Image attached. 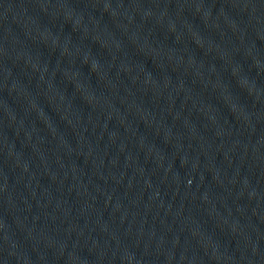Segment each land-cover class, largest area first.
Wrapping results in <instances>:
<instances>
[{"label":"water","instance_id":"water-1","mask_svg":"<svg viewBox=\"0 0 264 264\" xmlns=\"http://www.w3.org/2000/svg\"><path fill=\"white\" fill-rule=\"evenodd\" d=\"M0 264H264V0H0Z\"/></svg>","mask_w":264,"mask_h":264}]
</instances>
